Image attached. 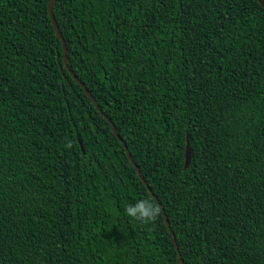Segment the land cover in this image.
Listing matches in <instances>:
<instances>
[{"label": "trees", "instance_id": "trees-1", "mask_svg": "<svg viewBox=\"0 0 264 264\" xmlns=\"http://www.w3.org/2000/svg\"><path fill=\"white\" fill-rule=\"evenodd\" d=\"M48 1L0 0V264H264L260 4L55 0L64 51Z\"/></svg>", "mask_w": 264, "mask_h": 264}, {"label": "water", "instance_id": "water-1", "mask_svg": "<svg viewBox=\"0 0 264 264\" xmlns=\"http://www.w3.org/2000/svg\"><path fill=\"white\" fill-rule=\"evenodd\" d=\"M55 0H49L48 1V6H47V9H48V14H49V18H50V22H51V25H52V28L56 34V37L60 40L61 42V45H62V48L63 50L65 51V42L61 36V34L59 33L58 29H57V26H56V22H55V19H54V16H53V13H52V3L54 2ZM260 6L264 9V0H256ZM63 62H64V66L65 68L67 69V71L69 72V74L71 75V77L80 85V87L84 90V92L86 93L87 97L91 100L92 104L97 108L96 106V103H95V100L93 99L92 95L88 92V90L86 89V87L82 84V82L71 72V70L67 67L66 65V62H65V57L63 59ZM99 113L107 120V122L110 124V129L112 131L113 134H115V130H114V127H113V124L111 123V121L102 113L101 110H98ZM116 138L122 142L123 144V147L125 149V154H126V157L127 159L130 161V163L135 167V170L137 172V174L139 175V171L137 169V167L134 165V163L132 162L130 156H129V153H128V150H127V147L125 146V143L119 138V136H117L115 134ZM79 145L82 149V152L84 153V150H83V146H82V143L79 141ZM189 161H190V150H189V145L187 144L186 146V151H185V165L184 167L186 168L189 164ZM144 185L147 186V184L143 181ZM149 193L152 195V197L158 202L157 198L155 197V195L151 192V190L149 189ZM160 208H162L161 205H159ZM163 215V218H164V221L166 223V226L168 227V229L170 230V227H169V224L166 222V219H165V214L162 213ZM173 242H174V246H175V249L177 250V246H176V243H175V240L173 239ZM180 257V256H179ZM180 264H182V261L180 260Z\"/></svg>", "mask_w": 264, "mask_h": 264}, {"label": "clouds", "instance_id": "clouds-1", "mask_svg": "<svg viewBox=\"0 0 264 264\" xmlns=\"http://www.w3.org/2000/svg\"><path fill=\"white\" fill-rule=\"evenodd\" d=\"M67 148H71V142L67 143ZM125 214L138 222L147 224L155 222L160 215V208L150 199L138 201L136 204L125 207Z\"/></svg>", "mask_w": 264, "mask_h": 264}]
</instances>
